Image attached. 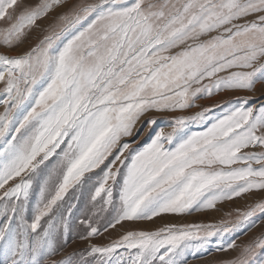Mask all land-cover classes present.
Returning <instances> with one entry per match:
<instances>
[{
  "label": "snow or ice",
  "instance_id": "obj_1",
  "mask_svg": "<svg viewBox=\"0 0 264 264\" xmlns=\"http://www.w3.org/2000/svg\"><path fill=\"white\" fill-rule=\"evenodd\" d=\"M56 9L35 46L0 55V264H188L212 243L239 249L224 264H264V234L235 239L264 223V201L217 225L90 242L264 190V0H0V45L19 47ZM225 89L259 96L160 126L155 113ZM79 229L87 248L53 260Z\"/></svg>",
  "mask_w": 264,
  "mask_h": 264
},
{
  "label": "rangeland",
  "instance_id": "obj_2",
  "mask_svg": "<svg viewBox=\"0 0 264 264\" xmlns=\"http://www.w3.org/2000/svg\"><path fill=\"white\" fill-rule=\"evenodd\" d=\"M28 2L34 4L37 3L38 0H28ZM59 11H62V9H56L47 18L38 21L39 27L34 28L19 47L7 48L3 45H0V55L8 54L11 56H16L35 46V44L38 42L37 38L42 37L44 34L43 29H45L53 21L54 17ZM0 26H3L2 22H0ZM214 34L215 33H213V35ZM236 70L237 69H232L230 71ZM219 75H225V73H220ZM204 83H208V81H204ZM0 87H2V85H0ZM261 87V85H257L258 90ZM257 96H259V91L252 93L243 89H225L220 92H215L212 96H205L203 99L197 100V107L195 108L183 110L178 109L176 112L155 113V115L158 119H161L160 126L165 127L166 121L163 120V117L172 119L182 115H193L202 108H209L211 109V112L209 113L210 118L214 121L215 118L222 117L227 112V103L230 102L232 105H235L239 103L242 98H255ZM2 98L3 97L0 96V99ZM255 106H259L258 100L256 101ZM0 112H3L2 106H0ZM190 127L192 132L205 130L202 125L193 124ZM233 167L236 166L234 165ZM253 167H259V165L253 164ZM95 171L99 172L100 170L96 169ZM67 198L68 197H65V199ZM261 201H264V190H253L252 192L244 193L239 197H234L231 200L220 201L217 203L215 209H205L199 212L183 215L163 214L160 217L153 218L151 221H123L121 224H117L115 228L110 227L106 232L102 231L101 234L92 237L90 242L99 246H105L114 240L120 239V237L126 234L127 231H158L160 228L170 225H176L177 227L184 225H217L222 220H235L238 212L246 211L248 210L249 206ZM257 215L259 217V214ZM74 221L75 217H73V223ZM103 224L104 221L102 220L101 225ZM77 231L82 232L83 230H71L68 233L67 246L56 256L52 257L53 260H61L69 253H79L87 248L89 241L79 239L77 236ZM261 234H264V223H261L257 218L256 226L247 231L246 234L242 233L238 238H235L231 235H225L221 238V242H226L229 239L235 238L237 245H243L252 241L253 239L259 238ZM121 251L123 250L121 249ZM238 251L239 249L230 250L227 252L217 251L216 243H212L208 246L207 250L202 251L200 254H187L188 264H224V262L234 258L238 254Z\"/></svg>",
  "mask_w": 264,
  "mask_h": 264
}]
</instances>
